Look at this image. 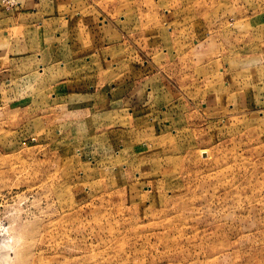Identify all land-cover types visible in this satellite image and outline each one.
<instances>
[{"label":"rangeland","instance_id":"1","mask_svg":"<svg viewBox=\"0 0 264 264\" xmlns=\"http://www.w3.org/2000/svg\"><path fill=\"white\" fill-rule=\"evenodd\" d=\"M0 264H264V0H0Z\"/></svg>","mask_w":264,"mask_h":264},{"label":"crops","instance_id":"2","mask_svg":"<svg viewBox=\"0 0 264 264\" xmlns=\"http://www.w3.org/2000/svg\"><path fill=\"white\" fill-rule=\"evenodd\" d=\"M186 8V7H185ZM166 9V8H165ZM187 9V8H186ZM150 10V9H149ZM180 10V7H176V6H174V8H173V12H174V15H175V17H179L180 16V14H181V17L180 18H182V19H184V17H186V18H190V20L189 21H187L185 24H184V26H179V25H176V27H175V30L177 29L179 32H180V30L181 29H185L187 26H188V24L191 22V24L193 25L195 22H194V20H193V10L192 9H189L190 11L188 12V13H186V14H184V15H182V13L181 12H179V13H177L178 11ZM182 11V10H181ZM194 11H196L197 12V10L194 8ZM147 12H148V14H150L151 15V13H150V11H148L147 10ZM177 13V14H176ZM141 15H145L144 14V12H143V9H142V12L140 13ZM139 14V15H140ZM165 16H168L167 14H165ZM124 18V17H123ZM169 19H171V21H172V17H169V18H165V21H169ZM206 22H207V24H211V23H208V21L206 20ZM179 24H182V20H180L179 21ZM203 24H204V22H203ZM263 23H260V25H262ZM209 25H207V27H208ZM148 30H150V27H148ZM192 31V30H191ZM218 31L219 32H221L220 34H222V32H224V29L222 28V30L220 31V29H218ZM209 32H213V31H209ZM199 35V34H198ZM239 35H241L242 37L244 36V31L242 30V32H241V34H239ZM211 36L214 38L213 40H212V38H209V39H207V42H208V44L210 45V46H212L213 45V47H215L216 46V43L214 42V40L217 38H220V37H218V36H214V35H212L211 34ZM219 40V39H218ZM191 45H192V42H191ZM215 48H217V47H215ZM184 54L186 53V52H183ZM183 55V54H182ZM187 55H185V57H186ZM227 87V85H224V88H226Z\"/></svg>","mask_w":264,"mask_h":264}]
</instances>
